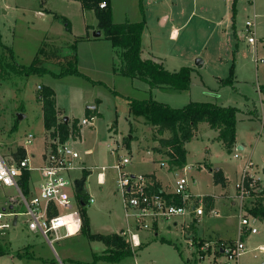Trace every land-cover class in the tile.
Masks as SVG:
<instances>
[{
	"label": "rangeland",
	"instance_id": "obj_1",
	"mask_svg": "<svg viewBox=\"0 0 264 264\" xmlns=\"http://www.w3.org/2000/svg\"><path fill=\"white\" fill-rule=\"evenodd\" d=\"M236 2L237 11L233 21L231 19L230 28L223 25L220 33H215L212 28L210 33L198 35L202 21L197 16L188 22V27L175 42L168 40V28H165L164 34L159 29H154V32L149 29L151 37L146 36L149 40H143L148 45L141 57L156 59V63L163 62L164 68L169 71L178 70L184 64L195 65L197 59L204 61V65L195 67L197 74L208 88L217 91L219 98L207 97V93L197 87L192 90L190 98L237 109L235 143L243 145L244 150L234 149L228 154L217 132L200 123L193 138L184 145L185 166L189 167L186 172H183V168H176L169 172L164 169L166 172L162 170L163 173L156 163L148 162L150 157L146 153V145L150 149L160 148L154 140L167 139L171 134L166 131L157 138L155 128L143 116L129 112V102L154 100L159 95L155 90L151 94L142 92L140 86L144 82L133 83L128 78L115 75L113 66L116 60L114 52L111 56L109 42L104 38L98 42L91 39L94 29L98 30L94 13L83 12L81 4L71 0H0V146L3 148L0 149L5 153L18 149L24 145L26 135L32 134L33 139L25 146V153L33 167L41 164V157L47 152V134L37 101L41 92L39 87H49L54 91L56 105L62 113L60 115L69 117L68 125L76 119L80 121L89 117L85 114V107L96 100L99 113H95L93 127H82V139L73 144L82 155L87 149L93 151L92 155L83 156L86 168L92 170L91 174L84 175L86 192L94 199L86 206L89 231L91 234L107 235L122 229L124 231L118 234L127 243V229L131 228L129 223L132 219L124 218L123 199L116 190V170H107L106 183L100 187L96 181L98 170L94 167H111L119 156H126L130 159L127 171L136 174L154 171L157 179L163 183L172 177L185 176L189 180L188 193L196 196L223 193L222 186L214 183L216 168H220L228 177V185L225 181L224 188L227 185L226 190L230 194L234 193V185L239 182L247 163L251 165L248 169L250 175L256 173L262 176L264 43L257 39L255 47L248 44L244 24L251 19V7L248 0ZM114 4L113 23L147 20L146 9L150 5L146 0H114ZM176 5L177 2H174ZM191 5V0H185L188 16ZM202 25L205 28L206 25ZM32 63L45 72L40 70L41 74L28 75L21 72ZM72 69L77 73L58 77L60 73ZM231 69L234 88L229 85L222 88L223 85L216 82V78L226 79ZM161 94L160 100H167L165 102L169 101L175 106L181 107L189 100L184 93L174 95L165 91ZM177 98L179 100L173 102ZM18 115L22 118L19 119ZM14 125L16 130L11 131ZM114 125L117 133L112 130ZM129 136L132 138L128 146L126 139ZM112 148H117L114 155L109 151ZM154 158L157 161L159 157ZM81 176L82 173L73 172L71 178ZM37 179L38 173L35 172L32 180L35 182ZM251 181L253 190L246 204H254L256 194L264 190V180L252 178ZM230 194L219 196V200L223 201L218 200L214 209L218 216L207 215V208L205 211L204 207L206 215L196 223L190 218H179L176 228L172 225L170 228L162 226L157 236L152 231L138 233L140 246L135 248L129 243L133 255L118 263L94 262L95 256L103 254L105 246L81 233L50 246L43 237L27 232L24 229L26 217L19 215L16 225L0 231V244L8 251L0 256V264H219L222 261L220 256H200L198 243L213 245L217 236L236 238L239 210L229 206ZM24 211L18 192L14 188L0 187V213ZM12 219L5 217L0 223L9 224ZM250 222L258 232L243 238L246 253L239 264H264V253L260 249V246H264V222L257 219H250Z\"/></svg>",
	"mask_w": 264,
	"mask_h": 264
},
{
	"label": "built area",
	"instance_id": "obj_2",
	"mask_svg": "<svg viewBox=\"0 0 264 264\" xmlns=\"http://www.w3.org/2000/svg\"><path fill=\"white\" fill-rule=\"evenodd\" d=\"M99 8H106V2L102 1ZM244 28L248 44L255 47L257 40L254 21L247 20ZM94 119L89 116L78 121L76 126L79 127V135L77 136L74 134L72 124L68 125L69 132L65 141L60 139L58 133L52 136L53 130L49 131L46 140L47 152L42 155L39 167L31 165L26 153L24 157L18 156V149H23L25 152L24 146L9 153H5L0 146L2 148L0 149V187L14 188L25 207L22 213H0V222L5 217L13 218L9 224L0 223V231L13 226L14 218L21 215L26 217V230L40 235L50 246L52 243L80 233L83 223L80 209H86V206L93 203L94 199L87 196V201L82 203L77 198L74 182L78 178H71V175L73 172L82 173L83 167L80 164V153L73 144L78 142L79 138L82 139V127H93ZM32 139V134L26 135L24 144L29 145ZM117 148L110 149V153L115 154ZM129 164L128 157L119 156L112 168L116 170V190L122 196L125 215L132 219L134 232L127 230L128 242L132 247L140 246L139 231H151L162 222L175 223L177 218L185 215L193 214L197 218L204 215V199L202 196L188 193L189 180L185 176L176 177L172 192L155 191L154 182L150 177L126 170ZM163 165V163L160 164V166ZM250 166L248 163L244 167L245 170L236 184V194L241 201V206L253 190L252 176L247 171ZM101 170L105 168L102 167ZM25 172L29 174V177L27 191L23 192L21 181ZM34 172L40 176L36 183H33L31 176ZM103 177L104 173H99L97 182L103 183ZM256 233L257 229L251 224L248 216L243 215L239 219V237L236 240H216L213 245L200 242L198 252L200 256L205 254L220 256L222 261L219 264H239L240 258L246 253V246L241 237ZM260 249L263 251L262 248Z\"/></svg>",
	"mask_w": 264,
	"mask_h": 264
},
{
	"label": "trees",
	"instance_id": "obj_3",
	"mask_svg": "<svg viewBox=\"0 0 264 264\" xmlns=\"http://www.w3.org/2000/svg\"><path fill=\"white\" fill-rule=\"evenodd\" d=\"M78 1L84 11H92L97 19V28L100 30L106 40L111 43L116 60L113 66L115 75H120L131 80H138L148 85V93L151 94L154 89L173 90L178 92L188 91L190 89V68L182 67L176 72H168L161 63L153 60H144L141 58V36L144 29V21L135 23H113L112 10L109 0H72ZM105 1L106 8L100 9L99 4ZM235 16V2L232 4V21ZM45 71L34 63L21 72L28 74H41ZM67 73H77L75 69L64 71L58 75ZM234 74L230 70L229 76L221 80L223 86H231ZM37 101L41 103L43 118V127L46 134L53 130L52 136L58 133L60 139L65 141L68 137L69 127L62 118H58L54 91L49 87H40ZM129 110L132 114L143 116L147 123L155 128L156 137L164 132H169L171 136L167 139H155L159 147L167 150L166 157L168 163L177 169L185 167L186 151L185 143L189 142L200 123H206L210 129L218 131V139L228 154H231L235 144V123L237 109L233 107H220L208 102H191L182 108H171L168 105L158 103L151 98L144 101H130ZM96 110L86 109V116L95 117ZM78 120L72 123L74 134L79 135V127L76 126ZM14 125L11 131L16 130ZM155 136V135H154ZM154 137V138H156ZM131 140L126 139L129 146ZM18 156L24 157L23 149H18ZM29 174L24 173L21 187L23 192L27 191V179ZM214 183L225 186V179L221 171L213 174ZM160 189L155 186V191ZM78 200L85 203L87 196H77ZM264 190L256 194L253 208L248 213L255 218H264ZM208 207V205H207ZM83 219L80 233L87 235L91 240L99 241L105 246L102 255L95 256V261H104L107 263H118L127 257L133 255L131 246L119 234L100 235L91 234L89 231V219L85 208L80 209ZM8 251L0 244V256L7 254ZM19 257H23L17 253Z\"/></svg>",
	"mask_w": 264,
	"mask_h": 264
},
{
	"label": "crops",
	"instance_id": "obj_4",
	"mask_svg": "<svg viewBox=\"0 0 264 264\" xmlns=\"http://www.w3.org/2000/svg\"><path fill=\"white\" fill-rule=\"evenodd\" d=\"M72 1V0H71ZM147 3L150 5V8L147 6V9H146V12H147V20L145 21L144 20V29H143V32H142V36H141V53L142 51L145 49L146 44L143 40L146 39V40H149V38H146V36L148 37H151L150 36V30H152L154 32V29H156V31L159 29L160 30V33L161 34H164V32H166V29L165 28H168L169 29V32H168V40L171 41V42H175L178 40L179 36H180V33L185 30L187 27H188V22L191 21L195 16L198 17V20L199 21H202L201 23V30L199 31L198 35H204V33H210L211 32V29H215V33H220L221 31V28L223 27V25L226 27V28H230L231 26V17H232V4L233 2H235V5H236V0H204L203 2H198V0H191L192 1V5H191V10H190V14L189 16L187 15V6L185 7V0H146ZM110 2V6H111V10L113 12V14L115 13L114 12V0H109ZM174 2H177V7L174 6ZM248 3L250 4V11L249 13L251 14V19L254 21L255 23V33H256V40L258 39L259 41L263 42L264 43V0H248ZM147 5V4H146ZM173 8V9H172ZM175 11V12H174ZM237 11V5L235 6V12ZM83 12L86 13V11L83 10ZM112 14V15H113ZM117 24V22H114ZM119 23H125V22H118ZM206 25L205 28H209V29H205L203 28V25ZM92 31H93V28H92ZM96 30L94 29L93 32H95ZM98 31V30H97ZM149 31V32H148ZM168 31V30H167ZM225 31V30H224ZM101 32V31H100ZM147 32V33H146ZM102 38H104L102 32H101V35L99 38H94V37H91V39L94 41V42H98L99 40H101ZM105 39V38H104ZM106 40V39H105ZM263 40V41H262ZM106 42V41H105ZM107 42H109L107 40ZM257 43V42H256ZM109 49H110V53H111V56H112V52H113V48L111 46V43L109 42ZM152 46V45H151ZM256 46V45H255ZM140 56H142L140 54ZM142 58V57H141ZM144 59V58H143ZM163 60H165V58H162ZM144 60H153V61H156V59H147L145 58ZM196 61V60H195ZM202 65H204V61H202ZM162 65H163V62H162ZM201 65V66H202ZM182 67H188L190 68L191 72H190V89L188 91H184L183 93L186 95L189 96V100L186 102V104H184L183 106H175L174 103H169L168 102H165L167 100H160V96H163V92L167 91L168 93H173L174 95L177 93L178 95H182L183 93L182 92H178V91H169V90H161V89H154L155 91H157L158 96H155V98H153L156 102L158 103H161V104H165V105H168L169 107L171 108H182L184 106H186L187 104L191 103V102H209V101H198V100H193L190 98V96L192 95V90L197 87L199 88L200 90H202L203 92H206L207 97H209L211 95V97L215 98L218 100V93L217 91H215V89L213 88H208L206 86V84L203 82V80L198 76L199 74H197V71L195 69V67H197L196 65H189V64H184L183 66H181L180 68ZM164 68V66H163ZM179 68V69H180ZM165 69V68H164ZM178 69V70H179ZM166 71L168 72H176L178 70H172V71H169L167 69H165ZM131 80V79H130ZM221 80H224V79H220V78H216V82H219L221 83L220 81ZM133 83L134 82H138V80H131ZM234 77H233V80H232V83H234ZM143 82H141L142 84ZM147 85L146 84H142V87L140 86V90L142 92H145L146 94H148V86L146 87ZM222 86V85H221ZM225 87V86H222V88ZM231 87L234 88V85L232 84ZM153 90V91H154ZM152 91V92H153ZM209 93V95H208ZM179 100L178 98L177 99H173V102ZM161 101H164V102H161ZM94 103V104H93ZM209 103H213V102H209ZM40 104V107H41V103ZM213 104H216L217 106H219L220 104H218L217 102H214ZM91 108V107H94L93 109L91 110H96L97 112V115H98V108H97V101H93L92 104L90 106H86L85 109L87 108ZM220 107H224V106H220ZM56 109L58 110V116L60 114H62L60 112V108L56 105ZM130 112V110H129ZM238 114V112H237ZM236 114V115H237ZM100 115V114H99ZM245 115V114H244ZM62 119H64V117H67V116H64L62 117V115H60ZM134 117V116H133ZM246 118H248L247 115H245ZM69 119V117H68ZM43 120V118H42ZM140 120V119H139ZM134 123H135V120H134ZM206 124V123H205ZM131 125V124H130ZM207 125V124H206ZM264 125V124H263ZM145 126V125H144ZM115 125L112 126V130L115 132ZM143 127V126H142ZM92 128V127H91ZM114 128V129H113ZM198 129V127H197ZM129 130H130V126H129ZM118 131V130H117ZM197 131V130H196ZM217 134H218V131H216ZM117 133V132H115ZM196 133V132H195ZM195 135V134H194ZM218 136V135H217ZM132 138V136H129L128 139ZM154 143H157V141L154 140ZM131 145V144H130ZM222 145V144H221ZM24 147L27 146V145H23ZM22 146V147H23ZM109 148V146H107ZM240 147V148H239ZM224 148V147H223ZM25 149V148H24ZM234 149H237V150H244V146L239 144V143H235L234 144V148L232 149V151ZM146 153L147 155L150 157L148 162L150 163H156L157 166L159 167L160 171L163 172L162 170H166L169 172L170 170H174L176 169L175 167H172L169 163H168V158L166 157V152L164 149L162 148H155V149H150V147L148 145H146ZM80 153V152H79ZM93 151L92 149H87L84 151L83 155L80 153V164L82 165L83 167V170H82V176L78 179H82L84 180V189H85V177L84 175H88V174H91L92 173V170L86 168V163L83 161V156L86 155V156H90L92 155ZM232 153V152H231ZM111 154V153H110ZM111 155H114V154H111ZM27 156V155H26ZM154 156H157L159 157L158 160L156 161V159L154 158ZM28 157V156H27ZM32 158H34V156H32ZM238 158V156H237ZM31 161V159H30ZM31 163V162H30ZM163 163L164 165L163 166H160V164ZM248 164V163H247ZM246 164V165H247ZM32 165V164H31ZM244 165V167L246 166ZM104 167L105 170H101V168ZM113 165L111 167H106V166H101V167H94L95 170H98L96 176L99 174V173H104V177H103V183H99L97 182V184L101 187L103 186L105 183H106V172L107 170H113ZM243 167V170H242V173L243 171L245 170V168ZM189 167H184L182 170L183 172H186V170L188 169ZM249 169V168H248ZM247 169V171H248ZM164 170V171H165ZM216 171H221L222 175H223V178L225 179L227 185H228V177L226 176V174L220 169V168H216L215 169ZM264 171V169H262ZM114 171V170H113ZM166 172V171H165ZM163 172V173H165ZM35 173V172H34ZM131 173H134L133 171ZM241 173V174H242ZM136 174V173H135ZM142 174L144 175H147L148 177L151 178V180L154 182V185L157 186L160 190L166 192V193H170L172 192L173 190V185H174V181L176 179V177H172L170 179H166V181L163 183L161 182L159 179H157L156 177V174L154 171L152 172H143ZM33 175V174H32ZM31 175V176H32ZM241 176V175H240ZM252 178L256 181H262L264 180L262 176H264V173L263 175H259V174H256V173H253L252 175ZM40 179V176L38 174V179L36 182H38V180ZM96 181H97V177H96ZM34 183V182H33ZM238 183V182H237ZM236 183V184H237ZM236 184L234 185V193L230 194L226 189H227V185L226 187H221V189L223 190V193H220L219 195L215 196H202L203 199H204V207H205V211H206V208H207V215H211L213 214L214 216H218V213L215 212V205L216 203L218 202V200L220 199L219 196L221 194H224V193H228L230 194L229 196H231V199L228 201V204L231 208H237L239 210V219L241 216L243 215H246L248 216L249 219H254V220H259L261 221L262 223L264 222V218L263 219H260V218H255L253 216H251L249 213H248V210L253 208L254 204H250V203H247L246 204V201H245V205L246 207H244V203L242 204L241 206V201L240 199L237 197L236 195ZM86 190V189H85ZM226 191V192H225ZM191 193V192H190ZM88 194V193H87ZM191 195H194L191 193ZM91 196L88 194V197ZM196 196V195H194ZM92 197V196H91ZM219 201H223V200H219ZM255 202V201H254ZM208 205V207H207ZM262 205L264 207V201L262 202ZM12 209V207H11ZM205 214V215H206ZM205 215H203L202 217L200 218H197L195 217L193 214H191L190 216H183V217H179L180 219L181 218H190L191 221L194 223L200 221ZM124 218L128 219V220H131L130 217H127L124 213ZM179 218L176 219L175 223H167V222H162L160 223L158 226H155L151 231L154 232L155 236H157V232L159 233L160 231V228L162 226H165V227H168L170 228V226L172 225L173 227H177L179 225ZM89 219V218H88ZM127 220V221H128ZM16 223H17V218H16ZM132 224V225H131ZM131 224L129 223V226L131 228H128L127 226V230L133 232V229H132V226H133V223H132V220H131ZM14 226V225H13ZM256 228V227H255ZM26 230V227L24 228ZM27 231V230H26ZM121 231H124V230H120L118 231L117 233H112V234H118L119 232ZM28 232V231H27ZM141 232H145V231H139L138 233H141ZM258 232V231H257ZM30 233V232H29ZM3 234V233H2ZM33 234V233H31ZM257 234V233H256ZM36 235V234H35ZM107 235H110V234H107ZM36 236H40V235H36ZM249 236V235H247ZM246 235L244 237H247ZM239 237V220H238V226H237V236L236 238L234 239H223L219 236L215 237L217 238L216 240H219V241H234L236 240L237 238ZM244 237H241L242 239ZM140 241V240H139ZM261 248H264V246H260ZM105 249V248H104ZM264 253V251H261Z\"/></svg>",
	"mask_w": 264,
	"mask_h": 264
},
{
	"label": "water",
	"instance_id": "obj_5",
	"mask_svg": "<svg viewBox=\"0 0 264 264\" xmlns=\"http://www.w3.org/2000/svg\"><path fill=\"white\" fill-rule=\"evenodd\" d=\"M100 35H101V32L100 31H95V32L92 33V37H94V38H99ZM202 63L203 62L200 59H197L195 61V65L196 66H201ZM93 108L94 107H91V108L88 107L87 109H93ZM18 117H19V119L22 118L21 115H18ZM63 120H64V122L66 124L68 123V117H64ZM74 187H75V191H76L77 195H79V196H87L88 195L87 192H86V190L84 189V180H82V179L75 180ZM10 209H11V207H10ZM13 225H16V217L14 218Z\"/></svg>",
	"mask_w": 264,
	"mask_h": 264
},
{
	"label": "bare ground",
	"instance_id": "obj_6",
	"mask_svg": "<svg viewBox=\"0 0 264 264\" xmlns=\"http://www.w3.org/2000/svg\"><path fill=\"white\" fill-rule=\"evenodd\" d=\"M262 250L264 251V248H262Z\"/></svg>",
	"mask_w": 264,
	"mask_h": 264
}]
</instances>
